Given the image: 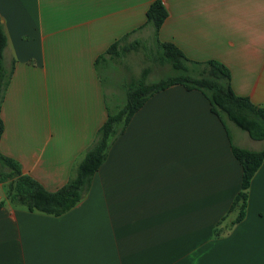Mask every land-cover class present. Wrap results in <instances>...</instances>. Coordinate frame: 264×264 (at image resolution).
Listing matches in <instances>:
<instances>
[{"label":"crops","instance_id":"obj_1","mask_svg":"<svg viewBox=\"0 0 264 264\" xmlns=\"http://www.w3.org/2000/svg\"><path fill=\"white\" fill-rule=\"evenodd\" d=\"M152 1L0 0L4 64L12 65L0 152L46 190L67 182L106 120L102 75L116 100L125 95L131 81L115 80L126 55L102 70L95 59L126 34L128 42L151 34L139 27ZM162 2L159 39L192 60L222 62L234 92L264 107V0ZM227 127L229 137L199 90L154 93L70 210L0 207V264H264V160L244 218L232 225L236 211L228 212L242 175L230 140L261 150L264 139ZM5 187L0 181V200Z\"/></svg>","mask_w":264,"mask_h":264},{"label":"trees","instance_id":"obj_2","mask_svg":"<svg viewBox=\"0 0 264 264\" xmlns=\"http://www.w3.org/2000/svg\"><path fill=\"white\" fill-rule=\"evenodd\" d=\"M167 16L162 0H153L146 11V21L139 29L148 26L152 29V46L141 40L127 41L128 34L113 42L104 53L95 59L98 70L112 68L113 63L125 54L142 49L149 59L159 65H168L170 72L157 81L147 82L150 69L144 67L140 75L125 84V102L115 109L106 104L107 117L99 127L93 142L74 165L70 178L55 191L46 190L36 179L22 172L19 163L0 152V181L5 183L6 202L32 212L61 215L84 198L89 190L92 177L105 161L114 140L120 136L134 113L148 97L171 85L179 84L187 90H199L210 104L214 113L228 133L227 123L232 122L246 131L254 140L264 139V107L255 105L246 96L238 95L231 86L229 68L222 62L209 59L197 61L188 58L176 45L161 41L158 33ZM135 31V30H133ZM7 38L0 22V108L6 87L12 74V65L4 64V49ZM3 123L0 116V136ZM229 137V133H228ZM233 156L242 168L240 190L235 195L228 212L236 211L231 224L240 222L247 205L250 181L264 160V148L252 150L235 145L230 140Z\"/></svg>","mask_w":264,"mask_h":264},{"label":"rangeland","instance_id":"obj_3","mask_svg":"<svg viewBox=\"0 0 264 264\" xmlns=\"http://www.w3.org/2000/svg\"><path fill=\"white\" fill-rule=\"evenodd\" d=\"M142 42L144 41L149 48H147L150 51V46H152L151 42V34L145 33L143 36L140 37ZM146 54V53H145ZM143 53L142 49H140L138 52H129L126 55L125 59L122 58V71L121 66L119 68V73L117 74L119 78H116V82L121 81L120 77H126L129 81H132L136 79L137 76L140 75L142 69L144 67H147L150 69V72L147 76V82H154L160 79L161 77L165 76L170 72L168 65H159L158 63H155L151 61L149 58L151 57L147 53V57ZM119 67V66H118ZM116 75V74H115ZM112 79L108 75H102V82L104 84V88L106 90V98L108 105L111 109H115L117 106H121L125 102V95L123 92L119 94V98L116 100V98L113 97L111 93V83ZM229 127H232L231 124H229ZM239 129V128H238ZM239 131H243L239 129ZM229 225V223L226 224L224 228H226ZM256 247V246H254ZM264 263V261H262Z\"/></svg>","mask_w":264,"mask_h":264}]
</instances>
